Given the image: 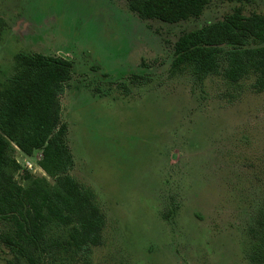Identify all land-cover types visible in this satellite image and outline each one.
<instances>
[{"label": "rangeland", "instance_id": "obj_1", "mask_svg": "<svg viewBox=\"0 0 264 264\" xmlns=\"http://www.w3.org/2000/svg\"><path fill=\"white\" fill-rule=\"evenodd\" d=\"M236 6L211 0L168 23L128 0H0V80L19 52L73 64L60 95L68 173L94 191L105 224L71 264H264V90L253 74L228 81L223 53L219 73L171 70L182 33ZM242 6L264 14V0ZM13 155L21 185L46 175L40 151ZM11 261L0 240V264Z\"/></svg>", "mask_w": 264, "mask_h": 264}, {"label": "trees", "instance_id": "obj_2", "mask_svg": "<svg viewBox=\"0 0 264 264\" xmlns=\"http://www.w3.org/2000/svg\"><path fill=\"white\" fill-rule=\"evenodd\" d=\"M128 1L143 18L176 23L198 17L211 0ZM222 1L239 6L221 20L182 33L171 70L196 78L219 73L223 53L228 81L253 74L255 87L264 90V14H245L242 5L250 0ZM72 68L63 56L19 52L0 80V223L7 225L0 240L15 256L9 264H71L101 242L105 216L96 195L68 173L74 159L60 95ZM15 146L27 156L40 151L38 164L46 175H28L25 185L18 183Z\"/></svg>", "mask_w": 264, "mask_h": 264}]
</instances>
